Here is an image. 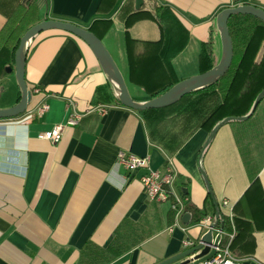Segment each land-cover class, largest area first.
Wrapping results in <instances>:
<instances>
[{
	"label": "crops",
	"instance_id": "obj_1",
	"mask_svg": "<svg viewBox=\"0 0 264 264\" xmlns=\"http://www.w3.org/2000/svg\"><path fill=\"white\" fill-rule=\"evenodd\" d=\"M25 1L0 0V108L20 96L8 24ZM31 1L41 20L94 26L137 102L218 62L220 10L240 3L264 9V0ZM261 68L264 36L240 96ZM24 77L26 111L0 119V264H154L190 247L184 239L197 243L205 231L200 215L219 226L216 213L228 214L223 200L237 230L230 253L240 264H264V99L204 145L219 88L188 92L163 107H126L90 47L54 28L30 40ZM41 101L48 109L30 113ZM74 114L76 123H67ZM57 124L64 125L59 141L41 136ZM118 151L148 156L160 171L171 163L175 189L187 196L171 231L169 203L146 196L145 170L118 164Z\"/></svg>",
	"mask_w": 264,
	"mask_h": 264
},
{
	"label": "water",
	"instance_id": "obj_2",
	"mask_svg": "<svg viewBox=\"0 0 264 264\" xmlns=\"http://www.w3.org/2000/svg\"><path fill=\"white\" fill-rule=\"evenodd\" d=\"M141 0H136V5H139ZM234 13H246L254 15L264 22V9L255 6L250 3H240L233 6H229L220 10L216 16L217 29L221 40L222 52L218 62L209 69L193 75L191 77L182 79L175 84L171 85L168 89L162 93L151 97L144 102H137L133 100L129 94L125 80L111 56L108 49L104 46L101 39L96 36L89 29L82 27L74 22L47 18L43 19L25 30L19 39V43L14 52V75L17 84L20 89V96L18 101L11 107L0 108V119L11 118L23 114L31 99V92L27 86L24 77L25 59L27 48L30 40L39 32L46 29H60L69 32L79 38H81L92 50L95 57L98 59L103 71L108 79L113 83L117 91V98L121 104L126 107L141 110L147 108H157L169 105L177 101L184 94L204 88L214 82H216L228 69L233 57L232 40L228 31L227 20L230 15ZM11 71V67L7 68ZM264 96V88L257 94L250 112L244 116H227L219 121L209 132L207 140L204 145L208 143L211 137L216 133L217 129L225 122L231 119H246L248 118L257 107L258 103ZM206 182L207 179L205 178ZM207 186L209 183L207 182ZM219 215V211L216 216ZM183 217H188V214H183ZM214 225L211 224V227ZM218 236L215 237L212 242V229H208L204 232L197 243L192 246L169 256L154 264H196L206 258L211 257L215 253L214 246ZM178 261V262H177Z\"/></svg>",
	"mask_w": 264,
	"mask_h": 264
},
{
	"label": "trees",
	"instance_id": "obj_3",
	"mask_svg": "<svg viewBox=\"0 0 264 264\" xmlns=\"http://www.w3.org/2000/svg\"><path fill=\"white\" fill-rule=\"evenodd\" d=\"M239 1L244 2L245 0H236V2ZM37 9V3L31 0H26L19 6L13 17L9 19L8 36L9 38L15 39L13 53L15 52L19 39L25 30L31 25L41 21L38 17L36 18ZM44 19L47 18L44 16ZM105 23L106 22L104 21L101 22L102 27L106 26ZM227 26L232 40L233 57L226 72L216 82L206 86L209 88H219L222 92L219 105L208 117V120H210V129L227 116L237 117L247 115L251 110L257 94L264 88V68H261L255 77L250 91L246 93L244 97H239L243 83L264 36V22L251 14L234 13L229 16ZM87 29L99 37L94 26H90ZM169 87L170 85L164 87L156 92L154 96L162 93ZM262 99H264V96ZM181 195L185 196V194ZM205 215H207V213L200 215L196 222H199L202 216ZM170 217L171 219L173 217L172 210L170 211ZM216 224L225 231L231 230V223L229 222L228 217L220 211L219 215L216 216ZM233 224L236 236L237 230L234 220ZM235 236L230 243V250Z\"/></svg>",
	"mask_w": 264,
	"mask_h": 264
},
{
	"label": "built area",
	"instance_id": "obj_4",
	"mask_svg": "<svg viewBox=\"0 0 264 264\" xmlns=\"http://www.w3.org/2000/svg\"><path fill=\"white\" fill-rule=\"evenodd\" d=\"M33 92H39L38 87L32 88ZM48 109V104L44 101H41L37 104L32 110L36 114H42ZM101 113L104 112V109L99 110ZM31 113V112H30ZM29 114V113H28ZM77 121V114L72 115L67 123L74 124ZM64 125L57 124L50 131L41 134L46 138H49L52 142H57L61 138ZM116 161L118 164H122L130 172L144 169V173L140 176V182L146 196L155 201H167L170 206V210L173 211L174 221L172 224L166 227V230L171 231L173 226L177 225V220L181 213L184 210V205L187 200V196L180 195L175 189V180L177 173L172 167L171 163L168 162L164 166V170L160 171L159 169L150 168L148 165V156H139L132 153H127L124 151H118ZM222 205L228 207V214L231 230L225 231L219 226L211 227L209 221L212 219V216L207 214L198 222L206 232L208 229H212V242L215 237L218 236L216 244L214 246L215 253L196 264H240V261L232 256L230 253V243L235 236V227L232 221V212L231 207L227 200H223ZM226 238V240H225ZM194 241L190 239H184V246H192Z\"/></svg>",
	"mask_w": 264,
	"mask_h": 264
},
{
	"label": "rangeland",
	"instance_id": "obj_5",
	"mask_svg": "<svg viewBox=\"0 0 264 264\" xmlns=\"http://www.w3.org/2000/svg\"><path fill=\"white\" fill-rule=\"evenodd\" d=\"M244 95H245V94H244ZM244 95H243V96H240V93H239V97H241V98L244 97Z\"/></svg>",
	"mask_w": 264,
	"mask_h": 264
}]
</instances>
